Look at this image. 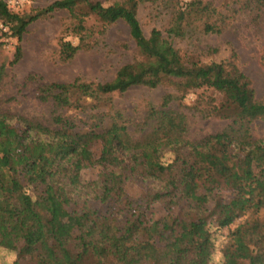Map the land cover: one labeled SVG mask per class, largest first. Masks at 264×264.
Instances as JSON below:
<instances>
[{"label":"trees","instance_id":"16d2710c","mask_svg":"<svg viewBox=\"0 0 264 264\" xmlns=\"http://www.w3.org/2000/svg\"><path fill=\"white\" fill-rule=\"evenodd\" d=\"M144 1L57 0L16 13L0 0V22L8 28L2 35L18 42L10 66L23 58L28 27L61 11L74 20L71 34L79 40H61L64 62L93 48L90 18L101 34L124 22L137 47L134 62L111 81L40 85L37 99L50 106L44 119L0 110V248L15 255V264H215L218 250L223 264L235 256L264 264V172L253 169L264 162V137L254 132L256 122L264 123V103L235 52L202 63L172 41L196 21L205 33L221 34L248 10L264 13V0H226L222 10L193 0L173 16L171 28H154L149 36L138 18ZM6 75L2 65L0 91ZM166 83L201 91L186 108L228 125L190 141L186 114L171 108L173 95L135 123L112 98L137 85Z\"/></svg>","mask_w":264,"mask_h":264},{"label":"rangeland","instance_id":"374dc122","mask_svg":"<svg viewBox=\"0 0 264 264\" xmlns=\"http://www.w3.org/2000/svg\"><path fill=\"white\" fill-rule=\"evenodd\" d=\"M57 0H25L20 9L15 12L29 13L42 9ZM109 5L124 0H97ZM193 0H156L144 1L138 11V18L149 36L154 28L168 30L175 14L185 10V5ZM213 4L222 10L227 6L226 0H202ZM74 20L67 11L52 14L50 17L32 23L24 34L21 43L23 58L10 66L14 59L17 39L2 35L8 29L0 22V67H7V75L0 91V110L13 115L38 117L49 116L50 106L42 105L37 99V89L40 85L53 82L70 83L76 79L83 82L105 83L115 78L116 74L134 62L137 47L131 38L129 28L124 22H118L100 33V25L94 18L88 19L87 26L93 28V48L81 51L69 62L60 57L61 40L72 41L75 45L79 40L73 34ZM197 27V28H194ZM174 45L183 53L197 57L202 63L227 60L235 52L242 71L252 80L258 102L264 103V63L262 51L264 48V13L250 12L240 14L223 33H205L200 28V21L189 27L184 38H173ZM29 76L36 77L28 81ZM140 82L150 81L149 76L137 78ZM201 91L180 92L168 83L150 88L147 85H137L123 95H112L115 105L130 118L133 123L142 121L149 106L158 107L166 95L171 94L176 99L171 108L186 114L189 131L186 135L190 141H198L205 136L223 130L227 121L216 118H202L197 112L191 111ZM5 100V101H4ZM4 101V102H3ZM182 104L185 107H180ZM134 130L133 124L130 126ZM255 135L264 137V123L258 121L254 125ZM253 169L259 175L264 172V162L253 164ZM87 178L93 177L90 172ZM134 195L137 187H132ZM62 214V213H61ZM243 220V219H242ZM242 220L236 222L234 228ZM72 222H65L64 228H69ZM224 235L228 230L223 231ZM223 239L217 243L221 247ZM13 253L0 248V264H15ZM215 264H223L221 252L214 255ZM226 264H243L239 256L229 258Z\"/></svg>","mask_w":264,"mask_h":264},{"label":"built area","instance_id":"2783aa9c","mask_svg":"<svg viewBox=\"0 0 264 264\" xmlns=\"http://www.w3.org/2000/svg\"><path fill=\"white\" fill-rule=\"evenodd\" d=\"M12 11L20 9L25 3V0H4ZM18 13V12H16ZM7 28V27H6ZM8 29V28H7Z\"/></svg>","mask_w":264,"mask_h":264}]
</instances>
